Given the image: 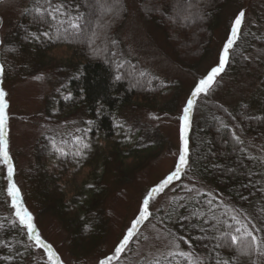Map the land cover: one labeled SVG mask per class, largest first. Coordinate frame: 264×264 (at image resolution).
Here are the masks:
<instances>
[{"label": "trees", "instance_id": "16d2710c", "mask_svg": "<svg viewBox=\"0 0 264 264\" xmlns=\"http://www.w3.org/2000/svg\"><path fill=\"white\" fill-rule=\"evenodd\" d=\"M101 1L110 12L108 22L98 14ZM228 1L194 0L186 9L185 0H141L139 13L162 29L169 43L185 56V60L181 56L178 61L187 69L194 67L199 61L196 57L208 50ZM50 3L62 6L65 15L57 14L53 20L48 15ZM75 17H79V28L72 29L68 21ZM125 19L124 0H30L19 20L16 54L26 57L28 64L44 61L54 49L70 52L67 61L57 69L65 82L48 104L46 118L48 123H64L68 128L60 137H40L35 149L32 187L35 198L51 206L66 230L71 257L78 262L95 252L101 240L103 225L98 199L105 195L108 160L114 155L125 166L129 161H141L148 152L149 147L140 145L127 126L123 111L158 112L160 99L168 89L138 63L123 57L115 33ZM101 26L102 32L95 36ZM250 35L239 38L246 39L243 48L238 43L233 47L223 76L243 71L247 62L244 54L252 46H264V36ZM189 57L196 61L186 62ZM29 72L30 67L25 65V70L17 75L24 78ZM261 86L263 92L256 99L253 113L247 105H240L231 114L210 94L202 98L198 105L199 121L187 140L188 163L178 177L180 188L197 192L188 201L181 197L171 201L165 215L149 216V221L174 238L189 256L204 254L203 262L193 259L198 264H255L260 244H253L246 237L244 245L239 241L233 245L231 236L241 235L235 232L239 225L233 216L258 242L264 235V162L248 149L264 151V76ZM75 115L80 116L82 123L77 131L71 125ZM85 167L91 169L88 183L72 189L67 171L73 169L75 177ZM19 238H23L21 225L10 215L0 216V264L16 263L11 248ZM148 264L190 262L172 254Z\"/></svg>", "mask_w": 264, "mask_h": 264}, {"label": "rangeland", "instance_id": "374dc122", "mask_svg": "<svg viewBox=\"0 0 264 264\" xmlns=\"http://www.w3.org/2000/svg\"><path fill=\"white\" fill-rule=\"evenodd\" d=\"M140 1L124 0L126 19L124 24L117 28L115 38L120 42L124 58L138 63L152 76L159 78L168 89L160 99L158 112L123 111L122 116L127 126L138 138L140 145L149 147L148 152L141 161H129L125 166H122L114 155L108 160L103 183L105 195L98 199L103 225L101 240L95 252L93 250L86 254L84 260L78 262L71 257L72 248L66 230L51 206L40 197V200L35 198L32 187L35 149L40 137H60L59 134L68 128L64 123H48L46 118L48 104L65 82L57 69L67 61L70 52L64 48L54 49L47 59L32 64H28L26 57L19 58L16 54L19 20L30 0H0V66L3 67V73L0 74V90L6 93L4 99L8 105L6 132L8 152L13 166L12 183L19 189L22 205L32 215L36 231L41 239L52 247L59 257L60 264H99V261L109 256L113 257L110 264H148L151 260L182 251L174 238L149 221L150 215H165L174 199L181 197L188 201L192 194L197 192H187L188 187L180 188L178 178L149 200L148 217L137 226L124 251L117 257L114 250L138 217L147 193L175 171L179 159V126L183 108L191 98L194 85L211 67L218 65L219 54L230 35L235 17L240 12L245 13L239 38L248 33L255 38L264 36V0H230L220 14L208 50L196 57L199 61L194 67L186 69L179 62L180 57L185 60V56L178 49L175 50L174 44L169 43L170 40L166 39L162 29L142 18L139 13ZM193 2L194 0H185L186 9H189ZM196 9L201 11L198 6ZM97 11L108 22L110 12L104 2H100ZM101 32L102 26L94 32L95 36ZM239 38L236 43L243 48L246 39L239 41ZM93 44L91 42L92 46ZM232 50L233 48L230 53ZM246 53L245 69L233 76H223L222 72L207 93L231 114H235L240 105H247L249 112H255L256 99L263 92L261 80L264 76V46H252L251 51ZM196 58L189 57L186 62L191 63L192 60L196 61ZM25 65L30 67V72L24 78H19L17 72L25 70ZM207 94L196 98L189 113L187 140L192 127L199 121L198 112L201 108L198 105ZM80 119L79 115L73 117V131L81 128ZM102 145L106 146L105 143ZM248 149L264 162V151L253 147ZM184 169L185 167L181 171ZM67 173H70L72 181L69 186L79 189L88 183L91 169L85 167L75 177L73 169ZM7 188V166L0 161V216L10 215L19 223ZM21 228L23 238H19L17 244L12 245V260L15 264H18L17 261H21V264H48L47 252L36 247L34 241L28 239L27 229L22 225ZM260 242H264V235L260 236ZM259 244L255 264H264V255L261 254L264 243ZM190 257L192 261L195 258L192 255ZM196 258L203 262L205 256L198 254Z\"/></svg>", "mask_w": 264, "mask_h": 264}, {"label": "snow or ice", "instance_id": "6c2138e0", "mask_svg": "<svg viewBox=\"0 0 264 264\" xmlns=\"http://www.w3.org/2000/svg\"><path fill=\"white\" fill-rule=\"evenodd\" d=\"M49 8L51 9L48 11V15L52 16L53 20L57 19V14L65 15L64 12L61 11L62 6H52L51 3L49 4ZM35 11L38 14H42L40 8H36ZM245 18V13L240 12L234 19L233 24L231 26L230 35L227 37L226 43L223 45V49L218 57V65L211 67L210 70L206 73V75L200 79L195 85L193 90L191 91V98L187 100L186 106L183 108V115L180 117V149H179V159L175 167V171H173L170 175H168L165 179L161 181V183L153 187L148 193L147 198L143 200V206L139 209L138 217L132 222L131 227L128 229L127 233L123 236L122 240L119 242L118 246L115 247V255L118 257L129 244L131 238L137 226L140 225L144 220L148 217V204L149 200L153 197L155 193L162 191L171 181L175 178L180 177L181 170L187 165V139H186V131L189 124V113L193 108L195 100L201 94H207L213 85L216 82V78L224 71L225 65L228 63L229 60V53L233 46L236 44L240 32L241 26L243 24ZM79 17H75L72 20L68 21L69 26L72 29L79 28L78 21ZM45 36L48 34L45 33ZM3 73V67L0 66V74ZM143 75V73H141ZM119 78V77H118ZM5 95L6 93L3 90H0V161L3 162L4 165L7 166V179H8V195L11 197L12 200V207L15 209V215L19 219L20 225L27 229V236L29 240L34 241V244L38 248H43L47 252L48 256V264H60L59 257L57 254L52 250V247L49 244H46L43 239H41L40 234L36 231V228L33 224V217L29 213V211L24 208L21 203L20 199V192L19 189L16 187L14 183H12V176H13V166L11 163V159L8 152V140H7V114L6 109L8 107L7 103L5 102ZM232 219L236 221L239 225L235 228V232L241 233L238 237L236 235L231 236V243L236 245L239 241L241 245H244L245 238L250 237L251 242L253 244L264 243L258 242L257 237L250 231H248L245 225L240 224V221L237 217L233 216ZM174 255H179L189 260L190 264H198V262H193L191 257L187 252L184 251H177L173 253ZM261 254L264 255V249H261ZM113 259L112 256L107 257L99 261V264H110L111 260Z\"/></svg>", "mask_w": 264, "mask_h": 264}, {"label": "bare ground", "instance_id": "6f19581e", "mask_svg": "<svg viewBox=\"0 0 264 264\" xmlns=\"http://www.w3.org/2000/svg\"><path fill=\"white\" fill-rule=\"evenodd\" d=\"M86 8H87V9H86V10H87V11H86V18L89 19V16H88V11H89V10H88V9H89V8H88V5H86Z\"/></svg>", "mask_w": 264, "mask_h": 264}]
</instances>
